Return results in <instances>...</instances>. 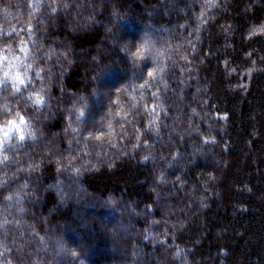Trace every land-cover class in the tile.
Instances as JSON below:
<instances>
[{
  "label": "trees",
  "instance_id": "trees-1",
  "mask_svg": "<svg viewBox=\"0 0 264 264\" xmlns=\"http://www.w3.org/2000/svg\"><path fill=\"white\" fill-rule=\"evenodd\" d=\"M3 71L0 264H264V0H0Z\"/></svg>",
  "mask_w": 264,
  "mask_h": 264
},
{
  "label": "snow or ice",
  "instance_id": "snow-or-ice-1",
  "mask_svg": "<svg viewBox=\"0 0 264 264\" xmlns=\"http://www.w3.org/2000/svg\"><path fill=\"white\" fill-rule=\"evenodd\" d=\"M22 51H25V49H22ZM139 54H142L140 50H138V52L134 55H139ZM4 59L6 61L7 57H5ZM3 78H4L3 81H0V82H7L8 79L17 81L18 84L15 85L17 88L19 84L25 83L24 79L21 77L19 72H16L14 75H10L9 71H3ZM42 102H43L42 99L37 95L35 97V103L41 104ZM25 123L26 122L24 121L23 117H21L19 124H17L15 121H10L7 126V129L0 128V132L3 133L2 137H0V148H2L4 144L8 141V139L10 138V133L13 131L20 132L21 134L19 136V139L22 140L24 137H23V129L21 128V125Z\"/></svg>",
  "mask_w": 264,
  "mask_h": 264
},
{
  "label": "rangeland",
  "instance_id": "rangeland-1",
  "mask_svg": "<svg viewBox=\"0 0 264 264\" xmlns=\"http://www.w3.org/2000/svg\"><path fill=\"white\" fill-rule=\"evenodd\" d=\"M99 96H100V97H99ZM99 96H98V98H102L101 100H99V102H102V101H103V96H105V93H103V94L101 93V95H99ZM101 96H102V97H101ZM118 216H119V218H120V217H121V218H127L126 214H125V213H122V212L119 213ZM112 235H116V234L113 233ZM75 238H77V237H75ZM77 242L80 243V241H78V240H77ZM82 245H83V244H82ZM113 254H114V253H111V255H113ZM72 258H73V255H72Z\"/></svg>",
  "mask_w": 264,
  "mask_h": 264
}]
</instances>
